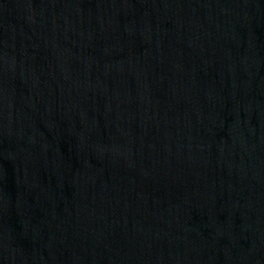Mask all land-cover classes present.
<instances>
[{
	"label": "water",
	"instance_id": "95a60500",
	"mask_svg": "<svg viewBox=\"0 0 264 264\" xmlns=\"http://www.w3.org/2000/svg\"><path fill=\"white\" fill-rule=\"evenodd\" d=\"M0 264H264V0H0Z\"/></svg>",
	"mask_w": 264,
	"mask_h": 264
}]
</instances>
